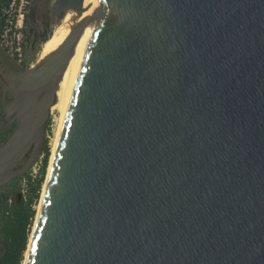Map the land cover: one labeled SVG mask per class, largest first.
<instances>
[{"label":"water","instance_id":"water-1","mask_svg":"<svg viewBox=\"0 0 264 264\" xmlns=\"http://www.w3.org/2000/svg\"><path fill=\"white\" fill-rule=\"evenodd\" d=\"M45 1L31 0L34 29ZM51 12L54 26L75 15L55 51L25 67L0 46L18 121L1 188L42 155L79 43L23 264H264V0Z\"/></svg>","mask_w":264,"mask_h":264},{"label":"trees","instance_id":"trees-1","mask_svg":"<svg viewBox=\"0 0 264 264\" xmlns=\"http://www.w3.org/2000/svg\"><path fill=\"white\" fill-rule=\"evenodd\" d=\"M1 22L0 19V25ZM49 126L50 119L48 120L47 130ZM49 158L50 146L46 137L38 177L32 178L30 172H27L0 188L1 264H22L24 261L36 215L34 206L40 198L41 186L45 179ZM23 180L26 184L25 194H22L20 189V183Z\"/></svg>","mask_w":264,"mask_h":264},{"label":"flooded vegetation","instance_id":"flooded-vegetation-1","mask_svg":"<svg viewBox=\"0 0 264 264\" xmlns=\"http://www.w3.org/2000/svg\"><path fill=\"white\" fill-rule=\"evenodd\" d=\"M4 2H5V0H0V10H1ZM45 2L41 3V5L37 11V15H36L37 28L36 29H34L31 26V24L29 22L28 14H27L26 19H25V36H26L28 46H29V44L31 46L33 45V52H35L36 48L39 47L40 42L45 38V36H48L50 27L52 25V15H51V18H49L48 17L49 9H46L43 7ZM65 21H66V18L64 20V23H65ZM30 32H31V34H30ZM55 32H56V30L50 36L49 40L43 45V48L40 52V57L43 55L44 52H46L49 48H51L54 45ZM62 33H63V29L57 30V34H59V36H61ZM29 35H30V37H29ZM60 42H61V39L58 38L56 40V44H55L53 51H55L57 48H59ZM30 59H31V57H30ZM22 65L25 67H30V65L27 66L26 63H24ZM1 78H2V75L0 73V79ZM12 99H13L12 92L9 90H5L0 83V145L3 144L9 138V136L16 130V128L18 127V121L15 117L16 114L10 112V109H9L10 101ZM29 154H30V152H28L27 156H29ZM27 156L24 157L20 161L18 167L24 164V162L27 159ZM39 161H41V156L38 159V161L36 162V164ZM33 167L28 172H30L33 169Z\"/></svg>","mask_w":264,"mask_h":264},{"label":"built area","instance_id":"built-area-1","mask_svg":"<svg viewBox=\"0 0 264 264\" xmlns=\"http://www.w3.org/2000/svg\"><path fill=\"white\" fill-rule=\"evenodd\" d=\"M31 0H5L0 10V46L19 64L32 66L25 36V19Z\"/></svg>","mask_w":264,"mask_h":264},{"label":"bare ground","instance_id":"bare-ground-1","mask_svg":"<svg viewBox=\"0 0 264 264\" xmlns=\"http://www.w3.org/2000/svg\"><path fill=\"white\" fill-rule=\"evenodd\" d=\"M90 2H91V0H84L85 6L89 5ZM74 16L75 15H72L70 13L67 14L64 17V19L59 24H57L54 27L53 32L56 30V32H55V38H54V45L51 48H49L46 52H44L43 55L40 57V59L43 58V57H45L46 55L50 54L53 51V49L55 47V44H56V40L58 38L61 39V42H60V46H61V44L64 42V40L67 38V36L69 34V27H70V24H71V20L73 19ZM85 16H87V13H86ZM65 18H66V21L64 23ZM58 29H63V33H62L61 36H59V34H57V30ZM49 38H50V36H49ZM43 45L40 48V52H41V50L43 48ZM78 45H79V43H78ZM78 45H77V48H78ZM77 48H76V51H75V55H76V52H77ZM75 55L71 59L69 65H68V67H67V69L65 71V74H64L63 79H62V81H61V83L59 85V89H58V92H57V102L54 105V107L52 108V110H55L56 109L57 111H59L60 112V116H59V119H58V122H57V130H56L55 138L53 140L54 141V143H53L54 146H53V149H52V155H51L50 162L52 161V158H53L54 149H55V145H56V141H57V136H58V132H59V127H60L61 114H62V112H61L62 100H63V96H64V93H65L66 85H67V82H68V79H69V76H70V73H71V70H72V66H73V62H74V59H75ZM49 168H50V164H49ZM49 168H48V171H49ZM45 186H46V181H45L44 186H43V191L45 189ZM39 206H40V203H39ZM25 256H26V252H25Z\"/></svg>","mask_w":264,"mask_h":264},{"label":"rangeland","instance_id":"rangeland-1","mask_svg":"<svg viewBox=\"0 0 264 264\" xmlns=\"http://www.w3.org/2000/svg\"><path fill=\"white\" fill-rule=\"evenodd\" d=\"M53 3H54V0H47L45 2L44 6H43L44 8L49 9V15H48L49 18H51V15H52L51 10H52ZM54 27L55 26L52 24L51 27H50L49 33H48L49 36H51L53 34ZM39 59H40V47L36 48V51L31 56V61H33L32 65L35 64ZM26 65L28 66L29 65V62H27ZM59 116H60V112L59 111H57L56 109L55 110H52L51 109L50 126H49V128L47 130V133H46V137H47V139L49 141V146H50V158H49V162H48V166H47V170H46L45 179H44V182H43V184L41 186L40 198H39L38 202H36V204L34 206V209L36 210V214H37V211H38V207H39L41 195H42V192H43V186H44V183L46 181L47 174H48V168H49V164H50V160H51L52 149H53V146H54V144H53L54 141L53 140L55 138V134H56V130H57V122H58ZM40 166H41V163L39 161L33 167V169L30 171L29 174H30V176L32 178L38 177ZM25 185H26L25 184V181L24 180L21 181V183H20V189H21V193L22 194H25V192H26V186ZM35 218H36V215H35ZM34 222H35V219H34ZM34 222H33V226H34ZM33 226H32V229H31V233H32V230H33ZM31 233H30V236H31ZM30 236H29V239H30ZM0 253H1V249H0ZM24 258H25V256H24Z\"/></svg>","mask_w":264,"mask_h":264}]
</instances>
